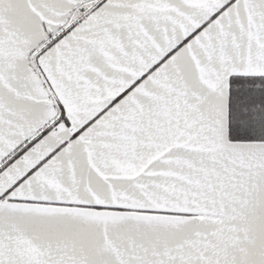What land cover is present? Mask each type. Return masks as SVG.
Returning <instances> with one entry per match:
<instances>
[{
  "label": "snow or ice",
  "instance_id": "1",
  "mask_svg": "<svg viewBox=\"0 0 264 264\" xmlns=\"http://www.w3.org/2000/svg\"><path fill=\"white\" fill-rule=\"evenodd\" d=\"M0 264H264V0H0Z\"/></svg>",
  "mask_w": 264,
  "mask_h": 264
}]
</instances>
